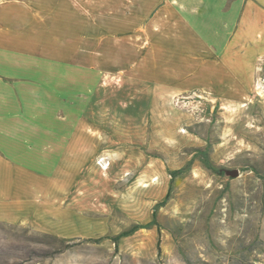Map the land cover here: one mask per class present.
<instances>
[{
  "label": "crops",
  "instance_id": "crops-1",
  "mask_svg": "<svg viewBox=\"0 0 264 264\" xmlns=\"http://www.w3.org/2000/svg\"><path fill=\"white\" fill-rule=\"evenodd\" d=\"M263 60L264 0H0V221L109 148L110 111L145 132L176 94L243 102Z\"/></svg>",
  "mask_w": 264,
  "mask_h": 264
},
{
  "label": "rangeland",
  "instance_id": "rangeland-1",
  "mask_svg": "<svg viewBox=\"0 0 264 264\" xmlns=\"http://www.w3.org/2000/svg\"><path fill=\"white\" fill-rule=\"evenodd\" d=\"M158 108L145 132L125 125L141 118L110 111L98 138L109 148L83 149L82 163L67 165L49 204L25 222L0 221V264H264V60L243 102L180 93ZM189 162L156 209L170 170ZM234 168L237 177L225 172ZM155 210L158 225L114 241Z\"/></svg>",
  "mask_w": 264,
  "mask_h": 264
},
{
  "label": "trees",
  "instance_id": "trees-1",
  "mask_svg": "<svg viewBox=\"0 0 264 264\" xmlns=\"http://www.w3.org/2000/svg\"><path fill=\"white\" fill-rule=\"evenodd\" d=\"M198 157L208 169L215 170V171H219L221 169V168L217 169L216 164L212 161V159L210 158L209 152L206 149H204V150L200 149V153L198 154ZM190 168H191V162L187 163L185 166H183L181 168L170 170V174H171V177H172L170 186H169V188L167 190V193L165 194L164 199L156 204V209L159 208L160 206L166 204V202L171 197L174 180L177 177L182 176ZM154 225H158L157 210L154 211L153 218L148 223H145V224H134L130 228L125 229V230L121 231L120 233H118L117 235L113 236V239H114L115 242L118 243L121 238L133 234L135 231L139 230L140 228H144V227L151 228ZM158 249H159V252H160L161 247H160L159 243H158Z\"/></svg>",
  "mask_w": 264,
  "mask_h": 264
},
{
  "label": "water",
  "instance_id": "water-1",
  "mask_svg": "<svg viewBox=\"0 0 264 264\" xmlns=\"http://www.w3.org/2000/svg\"><path fill=\"white\" fill-rule=\"evenodd\" d=\"M225 172L233 177H237L240 175V170L238 168L226 169Z\"/></svg>",
  "mask_w": 264,
  "mask_h": 264
}]
</instances>
